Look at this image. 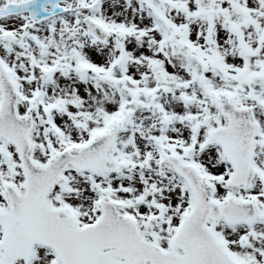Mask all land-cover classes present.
Here are the masks:
<instances>
[{"label":"snow or ice","instance_id":"1","mask_svg":"<svg viewBox=\"0 0 264 264\" xmlns=\"http://www.w3.org/2000/svg\"><path fill=\"white\" fill-rule=\"evenodd\" d=\"M0 264H264V0H0Z\"/></svg>","mask_w":264,"mask_h":264}]
</instances>
